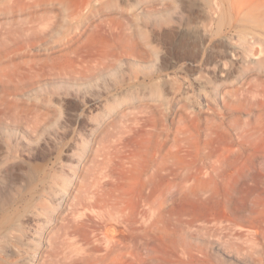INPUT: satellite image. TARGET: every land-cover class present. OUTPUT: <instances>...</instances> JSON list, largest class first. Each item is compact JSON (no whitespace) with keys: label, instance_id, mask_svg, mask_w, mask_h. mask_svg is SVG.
Here are the masks:
<instances>
[{"label":"rangeland","instance_id":"1","mask_svg":"<svg viewBox=\"0 0 264 264\" xmlns=\"http://www.w3.org/2000/svg\"><path fill=\"white\" fill-rule=\"evenodd\" d=\"M3 214L0 264H264V0H0Z\"/></svg>","mask_w":264,"mask_h":264},{"label":"bare ground","instance_id":"2","mask_svg":"<svg viewBox=\"0 0 264 264\" xmlns=\"http://www.w3.org/2000/svg\"><path fill=\"white\" fill-rule=\"evenodd\" d=\"M1 209H3V208H1ZM6 222H7V216L5 214H3L0 218V229H6ZM5 234H6L5 230H0V237L1 238H3V237L5 238Z\"/></svg>","mask_w":264,"mask_h":264}]
</instances>
